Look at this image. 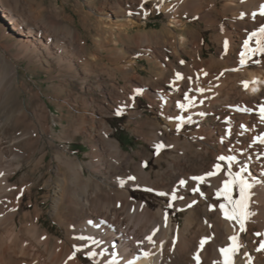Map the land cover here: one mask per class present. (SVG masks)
I'll list each match as a JSON object with an SVG mask.
<instances>
[{
	"label": "bare ground",
	"instance_id": "bare-ground-1",
	"mask_svg": "<svg viewBox=\"0 0 264 264\" xmlns=\"http://www.w3.org/2000/svg\"><path fill=\"white\" fill-rule=\"evenodd\" d=\"M87 1L90 12H95V27L103 33L93 39L92 51L77 28L70 30L64 24V18L68 23L72 20L58 5L44 23L43 12L26 0H0V13L6 21L0 22V264H85L83 258L90 264H197V253L199 264H223L219 250L232 243L229 237L233 235L240 245L234 264H264V249L257 250L264 242V144L253 142L264 134L259 114V106L264 104V60L257 59V53L251 60H260V65L239 64L244 41L264 25L260 15L264 0H102L99 6L94 0ZM160 10L167 19L161 28L130 32ZM194 18L201 24L189 27ZM207 31H212L210 41L215 46L210 54L205 52L211 49ZM122 35L138 48L137 54L119 46L124 41ZM256 39L249 47L256 46ZM12 48L15 51L11 53ZM42 51L53 57L58 67L53 76L57 88L51 97L61 96L62 102L56 105L62 108L70 101L64 91L74 95L75 106H69L76 121L64 123L57 136L71 141L83 135L90 148L84 161L57 145L51 161L45 163L44 152L34 162L33 171L47 170V210L34 191V177L25 170L43 135L53 132L50 110L40 88L26 80L14 84L17 62L26 60V68L31 69L30 59L41 61ZM103 56L114 60L112 67L99 62ZM138 58L150 63L153 77L144 78L139 72ZM177 72L182 79H176ZM69 73L68 85L76 73L79 75L73 92L64 82ZM101 75L108 77V88L101 79L90 83L93 76ZM244 81H248L247 88ZM256 85L259 90L253 91ZM16 87L27 96L22 98ZM201 88L203 92L198 91ZM83 90L105 98L94 99ZM185 94L195 102L181 109L177 101L187 103ZM142 98L151 109L156 108L157 116L143 117L139 115L142 110L136 109L129 114L140 119L127 120L125 126L135 123V132L152 150L127 153L113 134L108 117L127 113V108L137 107ZM209 115L215 122L203 121ZM187 125L195 128L185 132ZM157 145H163L159 152ZM152 155L157 168L151 163L146 168ZM222 155L235 156L232 172L244 169L243 176L255 182V195L248 207L251 215L243 231L238 222L225 218L219 202L225 199L216 195L223 181L230 178L227 162L218 160ZM217 163L222 168L216 175L203 181L192 179L214 171ZM133 192L147 195L142 198L137 193L140 198H134ZM161 192L166 195H159ZM149 194L161 200L154 206ZM231 195L238 199V186ZM170 203L178 211L169 212ZM45 211L50 212L57 228L46 225ZM150 235L154 243L148 241ZM203 238L208 239L201 248ZM141 248L154 255L144 258ZM73 252L75 257L69 259Z\"/></svg>",
	"mask_w": 264,
	"mask_h": 264
},
{
	"label": "rangeland",
	"instance_id": "rangeland-1",
	"mask_svg": "<svg viewBox=\"0 0 264 264\" xmlns=\"http://www.w3.org/2000/svg\"><path fill=\"white\" fill-rule=\"evenodd\" d=\"M26 1L29 4H31V6L35 10H39V11L43 12L44 23H46L48 15L54 14V12H56V11H54L55 9H52V8H54V6L58 5L59 9H62L64 11V14L66 15V17H69L72 20L71 23H68L66 18H64V24L70 30L73 27L77 28L80 32V35L89 44V48L91 51L94 50V48H95V46L92 43L93 39L100 37V35L101 36L103 35L102 32H99L100 29L98 27H95V26H97L96 24L98 22H97V19L95 18V12L94 11L90 12L89 4H88L87 0H26ZM91 1L92 0H90V2ZM94 1H95V4L97 6H99V4L101 3L102 0H94ZM89 12L91 15L86 14ZM186 19L187 18H184V20H186ZM145 21L146 22L143 23L142 26H140L141 28L140 27H133L130 29L131 30L130 32H136V31H140L143 29L144 30H146V29L151 30V29H156V28L159 29L160 26L162 27V25L167 23L166 16H165L164 12H162L161 10L158 11L155 15H152L149 19H147ZM0 22L6 23V21H4V18L1 16V13H0ZM198 23L201 24V21L198 20L197 18H194L191 22H188V26L189 27L199 26L200 24H198ZM211 32L212 31L205 32L206 40L211 45L210 50H205V52L207 54H210L211 52L215 51V49H214L215 46L210 41ZM122 37H123L124 41L119 43V46L124 45L129 53L137 54L138 48L136 50L134 43L125 39L124 35H122ZM103 49L104 50L102 51V55H105V47ZM14 51H15V48L14 49L12 48L10 52L12 53ZM41 54H42L41 61L35 60V58L30 59L31 67H32L31 69L26 68L28 61L21 60V61L17 62L18 63V75L16 77V81L14 82V84H18L20 81L26 80V81H29V83L31 85H33L36 89L40 88L44 93L42 95V97L46 101L47 106L49 107V110H50L51 124L53 126V132L43 135L42 144H41L39 150L30 159L29 165L26 166V170H25L26 173H30L34 177V182L36 183V186L34 187V191H36V195L39 197V201L43 205V208L45 210H47L50 208V200L45 199L46 198L45 194L47 193V188L45 186V180L44 179L47 176V170L44 167L41 171L40 170L33 171L32 166H33L34 162L44 152H46L45 163H48L49 161H51L53 156H54V150H55L54 146H57V145L64 147L67 151V154L72 155L81 161H84V160H87L89 158L87 155V152L89 151L90 148H89V146L85 140V137L83 135H79L76 139L71 140V141L62 140L57 136L58 134L62 133V126L64 123L71 125V124H74V122L76 121V119L73 116L74 111L69 106V105L75 106L74 105V103H75L74 95L68 91L67 92L64 91L62 93L63 96H65L70 101H68V104H66V106H63L62 108H59L56 105L57 102L58 103L62 102L61 96H58L59 98H57V99L51 97V95L54 94V91L57 88L56 77H53V76L57 75L58 67H57L53 57L43 53V51L41 52ZM260 57H261V59L264 60V53H259L256 55L257 59H259ZM99 62L106 63L109 67H112L113 66L112 62H114V60L112 61L109 58H107L106 56H103V59L100 60ZM117 62L119 64H121L120 60H118ZM137 69H139V72L141 71V74H143L144 78H147V77L151 78L155 75L154 72H151L150 63L146 59H140V58L137 59ZM75 75H76V78L73 79V81L70 85L67 84V81L70 79V73L68 75L64 76L65 77V81H64L65 85L69 90H71V92L74 91V88L77 89L78 85H79V83H78L79 82V75L77 73ZM51 77H53L54 79H52ZM98 79L104 80L105 86H107V88L109 87L110 82H109V79L106 75H101V76H96V77L93 76L90 80V83L93 84ZM15 89L18 90L19 95L22 98L27 96V92H25L24 90H22L18 87H16ZM83 93L89 97L93 96L94 99H98V97H104L105 98L104 94H98V92H95V91H92V92H90V94H87V91L83 90ZM76 99L78 101V97H75V100ZM151 108H152V106L149 105L148 102L144 98H142V100H140L137 107L130 105L127 108V111H128L127 113H124L121 116L112 114L111 116L108 117L110 128H111L113 134L115 135V137H117V139H119L124 152L133 153L136 150L142 151V150H144V148H148L149 150H152V148L148 145L146 140L140 134L135 132V130H134L135 123L132 122L130 128H127L125 126V124L127 123V120H138V119H140L139 115H142L143 117L147 116V115L149 117H156L157 116L156 108H153V109H151ZM136 109L139 111L142 110V114H139L136 116L135 115L132 116L129 114L130 111H136ZM111 110L114 111V110H117V108L115 107V108H112ZM203 121L209 122V123L215 122L213 120L212 115L207 116ZM194 128H195L194 125H187L185 127L184 131L185 132H191ZM51 137H53V138L51 139ZM154 158H155V155H152L151 159L146 162V165H145L146 168L149 167L150 163L153 164L154 168H157V166L154 164ZM162 163L165 164L164 161H162ZM23 173L24 172L19 173L16 176V179L19 178ZM42 174L45 176H43ZM137 193H141L142 198H146L147 193L133 192L134 198H140V196H138ZM238 193H239V188H238ZM149 196L151 197V198H149V201H151L154 206L161 200L160 197H158L157 195L149 194ZM238 198H239V196H238ZM26 200H27V198H26ZM222 201L224 203H226L225 200H221V201H219L220 205L223 203ZM208 202H209V204H211L212 199H208ZM169 205H171V206H169ZM167 209L171 213L178 211V208L176 206L172 205V203L168 204ZM43 217H44V221L46 220L45 221L46 225H51V229H55L58 227L56 221L51 217L50 212L45 211ZM175 217H178V216L175 215ZM179 220L181 222L182 218H180ZM82 256H84V255H82ZM83 260H84L85 264H90V261L88 259L83 258Z\"/></svg>",
	"mask_w": 264,
	"mask_h": 264
},
{
	"label": "snow or ice",
	"instance_id": "snow-or-ice-1",
	"mask_svg": "<svg viewBox=\"0 0 264 264\" xmlns=\"http://www.w3.org/2000/svg\"><path fill=\"white\" fill-rule=\"evenodd\" d=\"M253 17H255L256 13H252ZM260 15L264 16V5L260 6ZM257 37L256 41H255V47H249V43L250 41L254 38ZM225 46L227 47V41H225ZM244 51H242L240 53V59H239V64L241 67L252 63V64H256V65H260L262 62L260 60H251V56H255L257 53H264V25H262L258 31H253L252 33L249 34L248 39H246L244 41ZM181 63H183V61H181ZM238 69H233V71H236ZM221 75H223V73H221ZM182 75L181 73L177 72L176 73V79H182ZM191 79V78H189ZM254 82V81H253ZM244 86L245 88H247L248 86V81H244ZM198 91L203 92L204 89H198ZM255 91V90H254ZM184 100L187 103H182L180 101H177V106L181 109H185L187 107H191L193 105V103L195 102V98L194 97H189L187 94H185L184 96ZM201 103L203 101H200ZM245 111H250V109H245ZM259 114L261 117V122L264 123V104L259 106ZM200 115H203V113H200ZM178 120H183V117H177ZM181 125L178 124L177 128L179 129ZM256 141H259L260 144H264V134L257 136L255 138V140L253 141L254 143ZM163 145H157L156 146V150L157 152H159L160 148H162ZM219 161H226L228 164V171H227V175L230 177L229 179H225L223 181V186L217 191L216 195L217 196H223L226 203H222L220 205V209L223 212L224 216L226 219L228 220H234L236 222H238L240 224V228L241 231L244 230V224L245 221L247 220V218L251 215V213L248 211V207H249V203L252 200V197L255 195V193L252 191L253 187H254V181L253 182H249L248 179H246L243 176V172L244 169H241L240 172H236L233 173L232 172V163L236 160L235 156H220L218 157ZM222 168V164L221 163H217L214 165V171H210L207 172L205 174V176H195L192 177L193 180L196 181H203L205 180L206 177H211L216 175ZM3 173H0V176H2ZM135 177H129V180H134ZM123 183V181L121 182ZM180 183L183 185L185 184L184 180H181ZM238 186L239 188V198L238 199H233L232 198V190L233 187ZM194 192L199 191L198 188H193L192 189ZM149 191H151V189H149ZM159 195H166L165 193L161 192L159 193ZM201 195H203V193H201ZM177 197L175 196V194L173 193L172 199H176ZM193 203H195V201H193ZM171 206V205H169ZM191 205H189L190 207ZM11 211H15V209H11ZM0 216H3V213H0ZM165 220H167V215H165ZM155 234V233H153ZM259 235V233L257 234ZM81 239H83V237H81ZM149 242L154 243L153 241V237L150 235L147 237ZM208 238H203L200 241V247L203 248L204 244L206 243ZM229 239L232 241V243L227 246V247H223L221 248L220 254L223 258V264H234L233 261V257L234 255L239 251L240 249V245L237 243V236L233 235L231 237H229ZM142 243V242H140ZM163 243V242H161ZM175 245V240L173 241V247ZM75 247V246H74ZM264 249V242H262L260 244L259 250ZM79 250V249H77ZM89 256H93L95 255V253L92 252H88L87 253ZM140 255L143 256L144 258H148L152 255H154L153 253L149 252V251H145L143 248L140 249ZM246 256H248L247 253H245ZM75 257V252H73V254L69 257V259H73ZM139 258V257H138ZM197 264H199L200 262V256L197 253L196 256L194 257ZM249 260H251V257L249 256ZM114 264V262H113ZM128 264H133L132 261H129ZM215 264V262H214Z\"/></svg>",
	"mask_w": 264,
	"mask_h": 264
}]
</instances>
